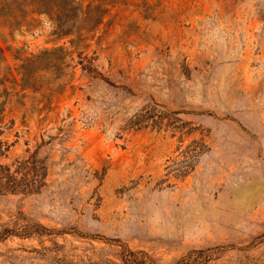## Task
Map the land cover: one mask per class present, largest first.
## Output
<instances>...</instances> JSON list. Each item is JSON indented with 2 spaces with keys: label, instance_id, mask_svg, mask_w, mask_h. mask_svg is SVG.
<instances>
[{
  "label": "rangeland",
  "instance_id": "374dc122",
  "mask_svg": "<svg viewBox=\"0 0 264 264\" xmlns=\"http://www.w3.org/2000/svg\"><path fill=\"white\" fill-rule=\"evenodd\" d=\"M72 39L0 22L9 88L71 66L9 91L0 264H264V0H127Z\"/></svg>",
  "mask_w": 264,
  "mask_h": 264
},
{
  "label": "trees",
  "instance_id": "16d2710c",
  "mask_svg": "<svg viewBox=\"0 0 264 264\" xmlns=\"http://www.w3.org/2000/svg\"><path fill=\"white\" fill-rule=\"evenodd\" d=\"M127 0H0V22L8 29L17 30L33 16H46L53 27V35L58 39L74 37L70 42L83 43L91 40L98 28L102 25L109 12ZM69 52L63 47L44 50L36 56L21 60L18 68L20 83L14 80L16 86H6L11 74V68L6 65L4 49L0 47V122L11 103L10 90L32 91L44 93L53 97L59 92L61 84L36 85L40 73L59 74L71 66L67 63ZM43 89V91H42ZM0 169L3 167L0 165ZM7 170V168H6ZM14 193L13 186L0 183V195Z\"/></svg>",
  "mask_w": 264,
  "mask_h": 264
}]
</instances>
